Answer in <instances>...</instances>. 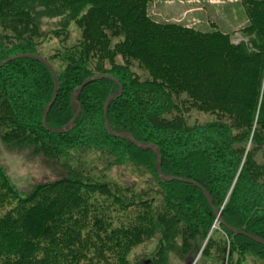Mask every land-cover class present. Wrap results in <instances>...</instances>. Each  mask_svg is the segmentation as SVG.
Wrapping results in <instances>:
<instances>
[{"label": "trees", "instance_id": "1", "mask_svg": "<svg viewBox=\"0 0 264 264\" xmlns=\"http://www.w3.org/2000/svg\"><path fill=\"white\" fill-rule=\"evenodd\" d=\"M154 2L0 0V62L36 53L58 73L50 128L72 121L83 81L112 76L86 85L71 129L52 132L50 69L27 57L0 67L5 148L67 170L23 193L0 164V264H264V244L226 227L264 239V0H241L239 42L214 21L202 30L158 18ZM121 89L112 128L157 144L163 173L192 182L161 180L156 151L109 134L105 103ZM92 152L152 180H105Z\"/></svg>", "mask_w": 264, "mask_h": 264}, {"label": "rangeland", "instance_id": "2", "mask_svg": "<svg viewBox=\"0 0 264 264\" xmlns=\"http://www.w3.org/2000/svg\"><path fill=\"white\" fill-rule=\"evenodd\" d=\"M238 1V2H237ZM241 0H233L232 10H233V25H222L223 30L228 32H235L233 34L234 42H239L242 39V33L239 32V29L244 26L246 23V14L242 6L240 5ZM156 12H163V9L159 10L154 9ZM228 10V9H227ZM202 30H210L211 28L208 25L201 24L198 25ZM78 28L74 25L72 26V37L69 40V43L76 42L79 31ZM57 39L54 40L50 47L57 45ZM44 55L48 56L49 52H43ZM121 61V57L118 58ZM214 115L211 114H202L201 119H213ZM84 157L87 156V152L83 153ZM96 162L93 163L97 167V171L100 175H103V179L115 182H128V183H137L138 185H144L148 183V180L151 181L149 172L142 171L136 167H124L117 165H110V162L100 156L99 154H94L92 152L88 158H93ZM78 159V158H77ZM0 164L5 167L8 175L10 176L13 184L21 190L23 193L32 191L33 187L39 183L43 182H52L63 178L67 175L66 168L62 165V162L52 163L49 160L43 159L41 157L30 158L27 153H17L9 151L5 148L1 140V129H0ZM130 164V163H129ZM136 168V169H135ZM176 264V263H175Z\"/></svg>", "mask_w": 264, "mask_h": 264}, {"label": "water", "instance_id": "3", "mask_svg": "<svg viewBox=\"0 0 264 264\" xmlns=\"http://www.w3.org/2000/svg\"><path fill=\"white\" fill-rule=\"evenodd\" d=\"M22 57L34 58V59L42 62L43 64H45L50 69V71L53 74V77H54V80H55V90H54V93H53V97H52L50 103L48 104L47 108L45 109V112H44V115H43V124H44V126L49 131H52V132H64L66 130L71 129V127L75 123L79 113L81 112V106H80L79 102L77 101V96L81 93L82 89L86 85H88L89 83H91L94 80L112 77L111 75H95V76H91V77L87 78L85 81H83V83L79 87H77L75 89V91H74V93L72 95V105L77 107V113L75 114L74 118L65 127L61 128V129H52L47 124V115H48V112L50 111L51 107L55 103V101L57 99L58 92L60 90L61 83H60V79L58 77V73H57L55 67L52 65V63L48 59H46L45 57H43V56H41L39 54H36V53H25V54H20V55H16V56L10 57V58L0 62V67H2L4 64L9 62L10 60H13V59H16V58H22ZM121 94H122V89L120 90L119 93L114 94V95H110L108 97L106 103H105L104 118H105L106 129L109 132V134L112 135L113 137L129 138L132 141V143L135 146H137L138 148H140V149L156 151L157 156H158L157 171H158V175H159L161 180L166 181V182L173 181V180H182V181L192 182V181H189V180H187L185 178H182V177L170 176V175H166L165 173H163L162 166H161V149H160V147L157 144L140 142V141L136 140L131 133H128V132H117V131H115L112 128V126L110 124V121H109V105H110V102L112 101V99H114L115 97L121 96ZM195 184L198 185L203 190V192H204L205 196L207 197V200L209 201L210 205L212 207H214L213 200H212L210 194L208 193V191L203 186H201L200 184H198V183H195ZM214 211L217 214L218 220L220 222H224V220L222 218L221 210H218V209L214 208ZM226 227L228 229H230L231 231L235 232V233L246 235L247 237L253 239L254 241H256L258 243H261V244H264V239L259 237V236H257V235H255V234L245 233L243 230H240V229H237V228H234V227H230L228 225H226Z\"/></svg>", "mask_w": 264, "mask_h": 264}, {"label": "crops", "instance_id": "4", "mask_svg": "<svg viewBox=\"0 0 264 264\" xmlns=\"http://www.w3.org/2000/svg\"><path fill=\"white\" fill-rule=\"evenodd\" d=\"M232 2L233 0H155L152 12L166 21L197 28L201 24L210 27L211 21H214L222 29V25H233ZM159 5L163 12L159 10ZM154 9H158L160 13Z\"/></svg>", "mask_w": 264, "mask_h": 264}, {"label": "bare ground", "instance_id": "5", "mask_svg": "<svg viewBox=\"0 0 264 264\" xmlns=\"http://www.w3.org/2000/svg\"><path fill=\"white\" fill-rule=\"evenodd\" d=\"M5 65V64H4Z\"/></svg>", "mask_w": 264, "mask_h": 264}]
</instances>
